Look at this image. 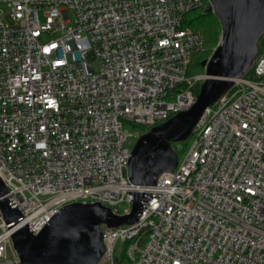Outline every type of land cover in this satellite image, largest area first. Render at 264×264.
I'll return each instance as SVG.
<instances>
[{
    "label": "built area",
    "instance_id": "1",
    "mask_svg": "<svg viewBox=\"0 0 264 264\" xmlns=\"http://www.w3.org/2000/svg\"><path fill=\"white\" fill-rule=\"evenodd\" d=\"M203 3L0 0V179L15 221L37 233L62 205L95 200L125 214L118 207L137 190L134 223L101 225L98 264H264V33L176 167L153 185L128 182L138 136L188 109L193 81L206 77L187 78L204 43L183 23ZM15 221L0 211V264L19 262Z\"/></svg>",
    "mask_w": 264,
    "mask_h": 264
},
{
    "label": "water",
    "instance_id": "2",
    "mask_svg": "<svg viewBox=\"0 0 264 264\" xmlns=\"http://www.w3.org/2000/svg\"><path fill=\"white\" fill-rule=\"evenodd\" d=\"M221 34L211 55L202 61L204 80L192 105L151 126L134 142L128 159V182L133 187L155 184L158 176L176 167L173 142L191 134L203 110L219 98L251 67L264 33V0H209ZM0 179V211L6 222L20 212L8 204ZM130 210L116 214L100 201L71 202L52 214L37 233L24 218L7 226L19 256L15 264H98L104 250L101 225L118 227L137 220L145 193L132 190Z\"/></svg>",
    "mask_w": 264,
    "mask_h": 264
},
{
    "label": "trees",
    "instance_id": "3",
    "mask_svg": "<svg viewBox=\"0 0 264 264\" xmlns=\"http://www.w3.org/2000/svg\"><path fill=\"white\" fill-rule=\"evenodd\" d=\"M210 5L208 3V0H204V3L190 11H188L184 16V24L190 26L193 29H196L200 32L202 39H203V50L194 53L191 55L188 63V67L186 70V75L193 74L197 72L204 71V68L202 66V61L207 59L213 49L216 47L220 34H221V27L220 23L215 16V14L209 10ZM209 44H213L212 46H209ZM259 45L261 44V39L259 40ZM210 47V48H209ZM250 74V71L248 72V75ZM198 92V86L195 87L194 93L197 94ZM189 139H186L183 142H173L172 146L174 148L177 147V145L181 146L180 150H177V156L178 158L181 157L185 151V146H188Z\"/></svg>",
    "mask_w": 264,
    "mask_h": 264
},
{
    "label": "rangeland",
    "instance_id": "4",
    "mask_svg": "<svg viewBox=\"0 0 264 264\" xmlns=\"http://www.w3.org/2000/svg\"><path fill=\"white\" fill-rule=\"evenodd\" d=\"M43 18L41 17V20H42ZM213 44H209V46H212ZM210 48V47H209ZM91 65H92V67L95 69V70H97L98 69V62L95 60V59H92V61H91ZM203 73V70H202V72H197V73H193V74H188L187 75V78L189 79V78H193L195 75H200V74H202ZM191 82H192V80H190ZM201 82L200 81H198V80H195V81H193V87H194V89H195V87L196 86H198V89H199V84H200ZM123 128L124 129H126V130H134V131H136L137 132V134H140V133H142L143 132V127L142 126H132L129 122H127V121H124L123 122ZM134 140L135 139H133V138H130L127 142H126V145H128V146H131L132 144H133V142H134ZM186 149H187V146H185V151H186ZM185 151H184V153H185ZM181 158V157H180ZM130 206H131V204L130 203H122V204H120L119 205V207H118V209L120 210V211H125V210H128L129 208H130ZM124 264H127V263H125L124 262Z\"/></svg>",
    "mask_w": 264,
    "mask_h": 264
}]
</instances>
